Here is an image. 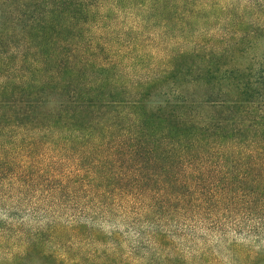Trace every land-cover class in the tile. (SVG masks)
Here are the masks:
<instances>
[{"label":"trees","instance_id":"16d2710c","mask_svg":"<svg viewBox=\"0 0 264 264\" xmlns=\"http://www.w3.org/2000/svg\"><path fill=\"white\" fill-rule=\"evenodd\" d=\"M1 211L0 264H212L183 222L264 241V0H0Z\"/></svg>","mask_w":264,"mask_h":264},{"label":"rangeland","instance_id":"374dc122","mask_svg":"<svg viewBox=\"0 0 264 264\" xmlns=\"http://www.w3.org/2000/svg\"><path fill=\"white\" fill-rule=\"evenodd\" d=\"M0 218L7 219L3 211L0 212ZM22 218H20L21 220ZM19 220V221H20ZM47 218L41 220L34 219V216L27 215L23 217V223L27 228L44 225ZM179 225V224H178ZM95 228L100 229L103 233L110 235L113 231L119 233L127 248L137 246L138 235L133 230L126 228L124 225H114V222H104L98 220L94 223ZM178 229V250L183 254L186 261L199 262V256L207 255L212 264H232L230 252L227 250L230 242L236 241L238 244L247 246L251 251L260 253L264 250V241L257 242L253 237H248L243 233H235L231 230L224 232L210 229L207 223H186L183 222ZM114 232V233H115ZM211 256V257H210ZM203 259V257H202Z\"/></svg>","mask_w":264,"mask_h":264}]
</instances>
